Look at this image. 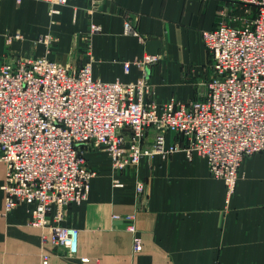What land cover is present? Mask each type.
<instances>
[{"label":"crops","instance_id":"1","mask_svg":"<svg viewBox=\"0 0 264 264\" xmlns=\"http://www.w3.org/2000/svg\"><path fill=\"white\" fill-rule=\"evenodd\" d=\"M248 1L68 0L58 6L1 0L0 64L47 56L77 71L91 59L94 79L130 83L145 77L160 105L201 100L214 76L202 32L215 29L226 12L239 17L252 9ZM53 9L59 14H51ZM126 20L143 40L125 32ZM92 24L101 31L90 37ZM48 35L51 42L40 41ZM146 54L161 59L147 70L132 65L125 72V62ZM149 135L152 143L154 133ZM166 141L179 150L142 165L139 177L148 185L147 195L136 192V170L115 174L109 156L90 157L88 166L97 176L88 199L70 206L64 220L78 231L76 257L54 246L47 230L29 225L31 205L5 214L6 166L0 162V264H42L43 254L50 256L49 264H82L81 258L89 264H264V154L243 161L228 197L224 182L210 176L207 161L188 157L184 137L167 134ZM126 214L136 217L141 253L133 252L126 223L113 218Z\"/></svg>","mask_w":264,"mask_h":264},{"label":"built area","instance_id":"2","mask_svg":"<svg viewBox=\"0 0 264 264\" xmlns=\"http://www.w3.org/2000/svg\"><path fill=\"white\" fill-rule=\"evenodd\" d=\"M46 1L58 6L68 2ZM247 3L256 15L243 26L220 21L215 29L202 32L214 76L201 100L171 99L160 105L145 77L130 83L96 80L91 59L77 71L47 56L0 64L5 214L21 204L31 205L29 225L47 230L54 246L76 257L78 231L65 226L64 220L70 206L88 199L91 180L97 176L83 148H103L119 174L137 170L145 157L167 158L178 151L177 145L167 144V134L184 137L188 157L197 154L205 159L210 175L224 182L228 197L232 196L243 161L264 154V0ZM59 12L53 9L51 14ZM100 31L92 24L89 35ZM125 32L143 40L130 20L125 22ZM51 40L48 35L40 41ZM160 59L146 54L125 62L124 70L129 73L132 65L147 70ZM136 186L138 194L145 193L141 182ZM113 218L126 223L133 252L141 253L143 241L135 215ZM49 263L50 256L43 254L42 264ZM81 263L90 260L81 258Z\"/></svg>","mask_w":264,"mask_h":264},{"label":"rangeland","instance_id":"3","mask_svg":"<svg viewBox=\"0 0 264 264\" xmlns=\"http://www.w3.org/2000/svg\"><path fill=\"white\" fill-rule=\"evenodd\" d=\"M255 15H256V10L254 9V8H252V9H248V10H245V12H242V14H239V17L238 16H236V15H228V13L226 12V14H223V16H222V20L221 21H225V22H228V23H233L235 26H237V27H240V25H244L245 23H247L248 21H250V20H252V18H254L255 17ZM240 16H243V17H246V19L245 18H243V17H240ZM243 23V24H240V23ZM219 24V23H218ZM84 150H85V157H86V161H87V163L91 166V164H90V157H92V156H95V155H105V156H109L108 154H107V152L103 149V148H92V147H84L83 148ZM258 155V154H257ZM193 156V155H192ZM255 156V155H254ZM110 157H108V159H109ZM153 159V157H145L143 160H142V162L140 163V165L138 166V168H137V175H135V177L137 178V177H139V175H140V169H141V167H142V165L143 164H145L146 162H148V161H150V160H152ZM111 167H112V165H111ZM93 168V167H92ZM96 171V170H95ZM210 173V172H209ZM211 176V175H210ZM212 177V176H211ZM213 178V177H212ZM137 182H141L144 186H145V193L144 194H142V195H147L148 193H147V184L143 181V180H140V177L138 178V180H137ZM136 182V183H137ZM137 186L135 185V188H136ZM138 194V193H137ZM140 195V194H139Z\"/></svg>","mask_w":264,"mask_h":264}]
</instances>
